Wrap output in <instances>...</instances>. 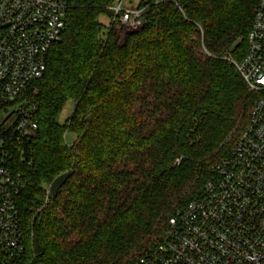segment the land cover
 Wrapping results in <instances>:
<instances>
[{
  "label": "trees",
  "instance_id": "1",
  "mask_svg": "<svg viewBox=\"0 0 264 264\" xmlns=\"http://www.w3.org/2000/svg\"><path fill=\"white\" fill-rule=\"evenodd\" d=\"M112 2L71 0L21 99L38 107V127L9 142L31 264H135L230 155L258 97L231 59L247 52L259 0H143L141 29L122 38L100 22Z\"/></svg>",
  "mask_w": 264,
  "mask_h": 264
},
{
  "label": "built area",
  "instance_id": "2",
  "mask_svg": "<svg viewBox=\"0 0 264 264\" xmlns=\"http://www.w3.org/2000/svg\"><path fill=\"white\" fill-rule=\"evenodd\" d=\"M70 2L0 0V110L18 103L43 77L49 51L66 30ZM107 8L109 28L141 29L145 8L139 4L113 0ZM231 61L258 95L248 124L199 194L176 210L135 264H264V0L258 2L245 56ZM19 105L0 124V264H31L17 204L23 182L11 167L9 142L38 127V107Z\"/></svg>",
  "mask_w": 264,
  "mask_h": 264
},
{
  "label": "rangeland",
  "instance_id": "3",
  "mask_svg": "<svg viewBox=\"0 0 264 264\" xmlns=\"http://www.w3.org/2000/svg\"><path fill=\"white\" fill-rule=\"evenodd\" d=\"M133 2L134 5L136 4H140L141 1L143 0H131ZM130 1L126 2V5L130 4ZM100 22L106 26L109 25L110 22V18L107 15H101L100 16ZM117 31L119 32V34L121 35V38L124 36L125 33L130 32V30L127 27H123V26H117L116 27ZM26 93L22 94V96L19 98V102H22L21 99L24 98ZM19 102L18 103H14L12 106H9L7 108H2L0 110V124L2 123V121L9 116L13 111L17 110L19 108ZM25 102V101H24ZM6 109L8 110V113L6 112ZM73 110H74V102L73 100H69L63 110V112L60 115V123H65L66 120L73 114ZM76 138V134L72 131H67L66 132V140L69 144H72L74 142ZM238 139V137H237ZM236 139V140H237ZM235 144V143H234ZM234 146V145H233ZM233 148V147H232Z\"/></svg>",
  "mask_w": 264,
  "mask_h": 264
},
{
  "label": "water",
  "instance_id": "4",
  "mask_svg": "<svg viewBox=\"0 0 264 264\" xmlns=\"http://www.w3.org/2000/svg\"><path fill=\"white\" fill-rule=\"evenodd\" d=\"M68 173H63L61 175H59L57 178H55L53 180V182L50 184V195L52 197H56L59 193V191L61 190L62 186L64 185L67 177H68ZM41 246L38 243L37 239H34V253L35 255H38L41 253Z\"/></svg>",
  "mask_w": 264,
  "mask_h": 264
}]
</instances>
